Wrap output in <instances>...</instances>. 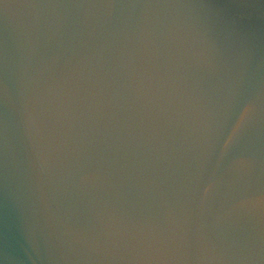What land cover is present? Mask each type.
I'll return each mask as SVG.
<instances>
[{
    "label": "water",
    "instance_id": "obj_1",
    "mask_svg": "<svg viewBox=\"0 0 264 264\" xmlns=\"http://www.w3.org/2000/svg\"><path fill=\"white\" fill-rule=\"evenodd\" d=\"M0 264H264V0H0Z\"/></svg>",
    "mask_w": 264,
    "mask_h": 264
}]
</instances>
